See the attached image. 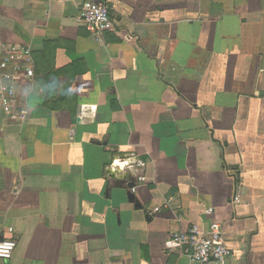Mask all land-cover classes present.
I'll list each match as a JSON object with an SVG mask.
<instances>
[{"label":"crops","instance_id":"crops-1","mask_svg":"<svg viewBox=\"0 0 264 264\" xmlns=\"http://www.w3.org/2000/svg\"><path fill=\"white\" fill-rule=\"evenodd\" d=\"M83 1L0 0V45L35 65L24 112L0 105V264H199L171 232L214 220L264 264V0H103L102 40ZM132 154L135 193L108 174Z\"/></svg>","mask_w":264,"mask_h":264},{"label":"built area","instance_id":"built-area-1","mask_svg":"<svg viewBox=\"0 0 264 264\" xmlns=\"http://www.w3.org/2000/svg\"><path fill=\"white\" fill-rule=\"evenodd\" d=\"M79 21L98 39L106 32L119 31L112 7L103 0H84L80 7ZM35 78L32 47L25 43L0 45V105L4 113L19 116L24 111L20 107L19 88L29 89ZM15 114V115H14ZM147 160L139 155L115 158L108 174L121 175L132 193L146 179ZM131 185V186H129ZM159 211V208H155ZM152 216L153 212H148ZM171 250H177L192 262L206 264H232L234 252L225 241L223 226L218 221L195 223L187 230L171 232ZM17 247L13 239L0 240V258L11 259Z\"/></svg>","mask_w":264,"mask_h":264},{"label":"clouds","instance_id":"clouds-1","mask_svg":"<svg viewBox=\"0 0 264 264\" xmlns=\"http://www.w3.org/2000/svg\"><path fill=\"white\" fill-rule=\"evenodd\" d=\"M31 92H32V90H31L30 88L25 90V94H26V95L31 94Z\"/></svg>","mask_w":264,"mask_h":264},{"label":"water","instance_id":"water-1","mask_svg":"<svg viewBox=\"0 0 264 264\" xmlns=\"http://www.w3.org/2000/svg\"><path fill=\"white\" fill-rule=\"evenodd\" d=\"M112 176V175H111ZM129 186H131V185H129Z\"/></svg>","mask_w":264,"mask_h":264}]
</instances>
